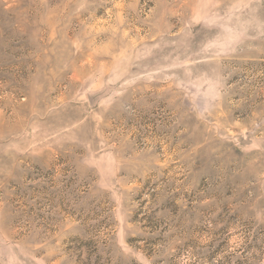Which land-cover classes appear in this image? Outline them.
Instances as JSON below:
<instances>
[{
	"label": "rangeland",
	"instance_id": "obj_1",
	"mask_svg": "<svg viewBox=\"0 0 264 264\" xmlns=\"http://www.w3.org/2000/svg\"><path fill=\"white\" fill-rule=\"evenodd\" d=\"M0 264H264V0H0Z\"/></svg>",
	"mask_w": 264,
	"mask_h": 264
}]
</instances>
